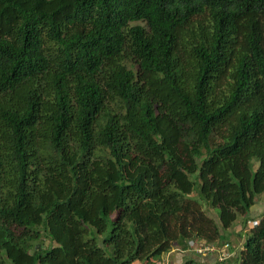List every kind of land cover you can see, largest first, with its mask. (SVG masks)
I'll return each mask as SVG.
<instances>
[{
    "label": "trees",
    "instance_id": "1",
    "mask_svg": "<svg viewBox=\"0 0 264 264\" xmlns=\"http://www.w3.org/2000/svg\"><path fill=\"white\" fill-rule=\"evenodd\" d=\"M263 193L264 0H0V264L217 249Z\"/></svg>",
    "mask_w": 264,
    "mask_h": 264
},
{
    "label": "rangeland",
    "instance_id": "2",
    "mask_svg": "<svg viewBox=\"0 0 264 264\" xmlns=\"http://www.w3.org/2000/svg\"><path fill=\"white\" fill-rule=\"evenodd\" d=\"M192 196L195 197V194L193 193ZM201 205H202L203 210H205L209 216H211L216 222H218V221H217V212H216L214 209H210V207H208V206H207L206 204H204V203L201 204ZM261 213H264V193L258 195V196L255 198V204L251 207L250 212H249L248 215H249V216H256V215H259V214H261ZM243 220H244L243 217L238 216V218H237L236 221L231 225L230 228H228V229L225 230V231H222V232H221V241L232 240L233 237H234L233 234H234V233L237 234V232H239V231L242 229V226H243V230H245L246 233H247L248 230H250L249 227H248V223H247V221H248V220H250V221H254V220L251 219V218L249 217V219L246 221V223H245V224H242ZM246 233H243V232L240 231V233H238L237 236H236V237H238V238H235V240H233V241H231V243H229L230 246H228L226 249H224V252H225V254H226V257H225V256H222V255H219V256H218V255L215 253V254L217 255V259H218V261L223 260V259H221V258H225V259L222 261L223 263H226V264H237V257H236V256L231 257V256H232V253H231L230 250L233 249V248L231 247V245H234V246H235L234 248H238V249H237V255H239V253H240V249H239V248H240L241 246H243V241H244V237H243V235L246 236V235H245ZM42 243L44 244V246H47V244H48V240L45 239V238H42ZM174 245H175V244H174ZM223 246H224V244H223L222 246H220V247L217 248V249L219 250V252H222ZM198 248H199V250H196V253H197V254H199V255L205 254V256L208 255V253H209V249H206L207 247H206V248H205V247L202 248L201 246H198ZM199 251H200V252H199ZM190 258L199 261L201 264H207V262H208V259H204L203 261H202V259L199 260V259L197 258V256H195L194 254H192ZM227 258H228V259H227ZM156 263H157V264H166V262H164L162 259H161L160 261H156Z\"/></svg>",
    "mask_w": 264,
    "mask_h": 264
},
{
    "label": "crops",
    "instance_id": "3",
    "mask_svg": "<svg viewBox=\"0 0 264 264\" xmlns=\"http://www.w3.org/2000/svg\"><path fill=\"white\" fill-rule=\"evenodd\" d=\"M261 214H263V213H261ZM261 214L256 215V216H251L250 218L256 221L257 219H259L261 217ZM240 231L243 232V233H246V231L243 230V226H242V229ZM240 231L237 232V234L240 233ZM237 234L236 233L233 234L234 237H233L232 240L219 241L218 245L221 246L224 242L231 243V241L235 240V238H238V237H236ZM243 237H244V241H245V237L246 236L243 235ZM244 241H243V245H244ZM199 244H200V242L195 243V245L192 248V250H184V249H182L181 247H179L177 245H173L172 249L166 255L162 256L161 259L164 262H166V264H183L185 259L191 257V255L194 254L195 256H197V258L199 260L202 259V261H203L204 259H208L207 264H215L216 261H218V259H217L216 254L214 252L209 251L207 256H205V254L199 255V254L196 253V250H199L198 246H201ZM231 247L233 248V249L230 250L231 253H232L231 257H233V256L238 257L239 256V255H237V249L238 248H234L235 247L234 245H231ZM239 249H240V251H242L243 250V246H241Z\"/></svg>",
    "mask_w": 264,
    "mask_h": 264
},
{
    "label": "built area",
    "instance_id": "4",
    "mask_svg": "<svg viewBox=\"0 0 264 264\" xmlns=\"http://www.w3.org/2000/svg\"><path fill=\"white\" fill-rule=\"evenodd\" d=\"M256 225V222H248V226H249V228H253L254 226ZM229 246V244L228 243H224V246H223V249H222V252H219V250L218 249H215V248H213L212 246L211 247H205L206 249H209V251H217V252H219V255H222V256H225L226 257V254H225V252H224V249H226L227 247ZM200 252V251H199ZM221 259H225V258H221ZM228 259V258H227ZM223 260H221V261H223Z\"/></svg>",
    "mask_w": 264,
    "mask_h": 264
},
{
    "label": "clouds",
    "instance_id": "5",
    "mask_svg": "<svg viewBox=\"0 0 264 264\" xmlns=\"http://www.w3.org/2000/svg\"><path fill=\"white\" fill-rule=\"evenodd\" d=\"M249 222V221H248ZM250 222H256V221H250ZM249 227V226H248ZM249 229H251V228H249Z\"/></svg>",
    "mask_w": 264,
    "mask_h": 264
}]
</instances>
